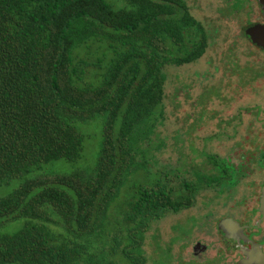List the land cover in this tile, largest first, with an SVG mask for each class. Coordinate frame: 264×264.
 <instances>
[{
    "label": "trees",
    "instance_id": "trees-1",
    "mask_svg": "<svg viewBox=\"0 0 264 264\" xmlns=\"http://www.w3.org/2000/svg\"><path fill=\"white\" fill-rule=\"evenodd\" d=\"M207 45L186 0H0V264H145L151 223L197 182L164 174L109 208L164 118L166 70ZM209 162L206 184L239 174Z\"/></svg>",
    "mask_w": 264,
    "mask_h": 264
},
{
    "label": "rangeland",
    "instance_id": "rangeland-1",
    "mask_svg": "<svg viewBox=\"0 0 264 264\" xmlns=\"http://www.w3.org/2000/svg\"><path fill=\"white\" fill-rule=\"evenodd\" d=\"M231 1L186 0L191 14L207 31V48L196 61L166 70L164 118L156 123L155 132L142 146L144 154L137 160L144 165L131 170L109 208L114 212L134 185L154 182L164 174L174 183L197 182L198 192L191 206L177 212L169 210L151 223L143 242L145 264H233L239 256L219 238L215 221L225 212L241 215L245 221L248 206L256 203L254 199L249 204L238 201L248 198L251 190L258 191L263 179L262 171L248 176V151L254 147L248 140V123L254 121L253 130L260 138L255 146H262L264 54L252 53L248 39L242 34L244 21L248 19L246 2L243 1L242 11H231L228 8ZM113 2L121 4V0ZM250 65L263 70V77L253 83H248ZM255 104L262 107L258 117L253 118L249 110L255 109ZM102 121V117H97L82 126L86 140L100 138ZM210 155L228 159L245 172L230 193L220 192L217 186L206 187V175L214 171ZM92 157H88L87 164ZM248 180L253 181V186ZM14 186L2 187L3 193ZM256 216L252 214L251 223ZM261 226L264 232V221ZM195 241L206 245L199 258L193 255Z\"/></svg>",
    "mask_w": 264,
    "mask_h": 264
},
{
    "label": "flooded vegetation",
    "instance_id": "flooded-vegetation-1",
    "mask_svg": "<svg viewBox=\"0 0 264 264\" xmlns=\"http://www.w3.org/2000/svg\"><path fill=\"white\" fill-rule=\"evenodd\" d=\"M233 1V2H232ZM229 5V10L232 11H242L244 7L243 1L246 2V14H248V19L244 21L245 26L248 25V28H256L252 33H255V39L259 40L260 43H255L253 41L250 35H248V46L250 47L252 53H254L256 56H260V54H264V0H232ZM252 30V29H251ZM263 77V70L261 67H254L253 65H250L248 67V83H253L258 78ZM255 109L249 110L254 117H258L261 113V107L260 104L253 105ZM251 107V108H253ZM262 119V118H260ZM253 123L254 121L251 119V122L248 123V140L251 141V143H254V147L251 148L248 151V176L253 172H263V179L259 184L258 191L251 190L248 194V198L244 197V199H240L238 203H244V200L246 203H251V201L256 200L255 206H248V218L244 221L243 217L241 215H234L231 212H225L222 213L219 217L216 218L215 221V228L217 231V234L219 238H222L224 240L225 244H228L229 250H234V252H237L239 254L238 259L233 263L237 264V262L244 258L245 250H252L255 251L258 249L259 253L261 252V257H264V232L262 231L261 222L264 221V202L262 205L260 204V200L262 198V192L264 190V150L262 151L261 148L264 149V142L261 144L262 146H255L258 145L255 143L256 140L260 139L259 135L256 131L253 130ZM264 127V123H262ZM211 156V155H210ZM215 158L214 156H212ZM226 160V165L230 166L232 165L234 168H239V174L237 172H234L235 180L231 181L230 178H226L220 185L216 184L214 182L207 183L206 187H210L211 185L217 186L220 192L222 190H228V192H231L232 187L237 184V182L243 178L242 170H240L239 165H234L232 162H230L228 159ZM230 164V165H229ZM237 178V179H236ZM248 183L253 186V181L248 180ZM249 195H251L249 197ZM241 213V212H240ZM256 213L257 216L253 223L250 222V219L252 217V214ZM229 218L234 220L238 223L239 227L241 228V233L247 238L246 241H244L241 237H232V238H225L221 229L218 226V223L220 220ZM200 241H195L193 246L196 243H199ZM200 244L205 245L200 242ZM206 246V245H205ZM257 246V248H256ZM206 249V248H205ZM204 249V250H205ZM202 253V252H201ZM201 253H199L196 257H201ZM220 257L216 258V261L219 260ZM263 261V258L261 259ZM261 262V261H260ZM253 262L251 264H262V262Z\"/></svg>",
    "mask_w": 264,
    "mask_h": 264
},
{
    "label": "water",
    "instance_id": "water-1",
    "mask_svg": "<svg viewBox=\"0 0 264 264\" xmlns=\"http://www.w3.org/2000/svg\"><path fill=\"white\" fill-rule=\"evenodd\" d=\"M252 29V30H251ZM254 30H256V28H248V25H246L244 27V33H245V37L248 39V35H250L253 41H255V43H260L259 40H256L255 38V33H252ZM264 202V190L262 192V198L260 200V204L262 205V203ZM219 228L221 229L223 235L225 238H232V237H241L244 241L247 240V238L240 232L241 228L239 227L238 223L235 222L232 219L229 218H225L219 221L218 223ZM206 248L205 245H202L199 243H196L193 247V255H198L199 253L203 252L204 249ZM257 248V246H256ZM259 250L257 249L256 251L254 249L248 251L245 250L244 254V258L240 259L237 264H251L254 261L255 262H262V264H264V257H261V252L260 254ZM263 258V261L261 260ZM260 262V263H261Z\"/></svg>",
    "mask_w": 264,
    "mask_h": 264
}]
</instances>
